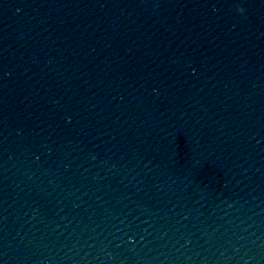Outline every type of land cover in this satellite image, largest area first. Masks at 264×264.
I'll return each mask as SVG.
<instances>
[{"label": "water", "instance_id": "95a60500", "mask_svg": "<svg viewBox=\"0 0 264 264\" xmlns=\"http://www.w3.org/2000/svg\"><path fill=\"white\" fill-rule=\"evenodd\" d=\"M0 264H264V0H0Z\"/></svg>", "mask_w": 264, "mask_h": 264}, {"label": "clouds", "instance_id": "9594fccd", "mask_svg": "<svg viewBox=\"0 0 264 264\" xmlns=\"http://www.w3.org/2000/svg\"><path fill=\"white\" fill-rule=\"evenodd\" d=\"M236 11H237L240 15H244L245 9L242 8V7L237 6V7H236Z\"/></svg>", "mask_w": 264, "mask_h": 264}]
</instances>
